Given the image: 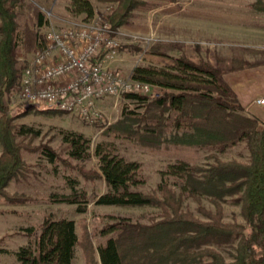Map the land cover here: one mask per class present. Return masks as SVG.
<instances>
[{"label": "trees", "instance_id": "trees-1", "mask_svg": "<svg viewBox=\"0 0 264 264\" xmlns=\"http://www.w3.org/2000/svg\"><path fill=\"white\" fill-rule=\"evenodd\" d=\"M107 1L115 3L106 16L113 30L125 23L131 11L141 3L140 0ZM23 5L24 0H0V198L9 203L29 200L22 194L11 195L5 188L25 167L22 150H35L16 139L13 116L3 101L5 90L20 82L16 69L19 50L16 17ZM253 6L264 11L262 1L257 0ZM71 7L76 13L93 14L89 0H72ZM36 19L37 26H41L39 14ZM42 40L43 35L28 26L25 28L23 45L26 48ZM233 62L235 68L251 65L244 60ZM223 74L210 62L193 61L185 55L175 59L172 70L135 67L131 77L161 89V94L149 101L140 94H124L140 102L143 110L125 112L106 133L154 147L163 142L167 128L171 127L176 133L181 131L188 135L190 143L220 151L245 140L249 150L247 162L215 157L212 163L200 166L178 160L159 172L160 182L155 192L143 193L136 189L145 183L139 162L120 155L109 141L96 143L91 152L90 139L82 133L61 131L68 158L77 161L97 158L98 170L87 171L88 176L102 179L106 191L94 197L95 204L151 205L161 212L160 219L146 225L131 223L125 218L110 224L102 233L115 235L108 236L105 243L95 249L84 247L85 264H132L138 260L141 264H202L206 258L211 264H264V121L242 113L243 105ZM27 106L23 107V113ZM28 131L21 126L18 133L24 135ZM41 153L52 163L58 161V155L46 146L41 147ZM62 162L67 164V160ZM75 185L76 180H70V193H52L48 201L75 204L77 211L83 212L88 197ZM203 194L209 197L214 210L204 208ZM233 195H238L241 203L244 225L222 219L221 202L225 196ZM184 196L197 203L204 219L183 209ZM26 231L29 236L33 235L32 229ZM233 236L238 237L235 253L231 261H226L210 243ZM78 243L73 219L48 214L40 232L28 244L19 247L15 257L18 264H72Z\"/></svg>", "mask_w": 264, "mask_h": 264}, {"label": "rangeland", "instance_id": "rangeland-1", "mask_svg": "<svg viewBox=\"0 0 264 264\" xmlns=\"http://www.w3.org/2000/svg\"><path fill=\"white\" fill-rule=\"evenodd\" d=\"M72 0H24L18 10V44L16 69L21 76L23 68L32 58L37 44L31 48L23 45L25 28H32L43 35L50 26H73L106 20L115 3L107 0H89L93 14L76 13L71 7ZM126 22L114 30L120 47L107 62L111 69L124 76H131L135 67H156L172 70L175 59L185 55L193 61H208L223 71V77L235 91L243 105L242 113L264 121V11L253 5L257 0H140ZM264 2V0H259ZM36 14L42 18L37 26ZM233 60H244L251 65L235 68ZM20 84L5 90L3 101L13 116V131L17 140L35 148L22 150L25 167L16 177L10 179L5 190L9 194H22L29 198L23 203H9L0 198V264H18L15 252L28 244L40 232L44 217L69 218L75 222L79 243L75 247L72 264H85L84 247L92 249L103 245L108 236L102 230L110 224L125 218L135 224H150L161 218L156 206L97 205L94 197L106 191L102 179L88 176L87 171L98 170L97 158L85 161L70 159L62 142L61 131L82 133L90 139V151L96 143L109 141L116 151L128 160L141 165L145 183L136 187L143 193H153L160 182L159 172L168 164L184 160L192 165H207L215 157L223 161L247 162L249 150L245 140L220 151L213 147H201L188 142L189 136L169 127L158 146H147L133 139L116 137L106 133L109 126L118 122L125 112H142L143 105L126 97H105L97 102L102 118L94 122L82 119L76 114L57 111L45 106L22 102L19 98ZM161 89L152 85L146 101L161 94ZM24 105L27 110L24 111ZM21 126L28 128L24 135L18 133ZM46 146L58 155L52 163L41 153ZM2 145L0 142V153ZM67 160V164L62 162ZM82 169V170H81ZM87 172V174H85ZM75 187L84 190L88 197L86 209L77 211V205L52 203V193L68 194L70 180ZM178 192L177 187L174 189ZM204 208L214 210L206 195H201ZM183 209L204 219L197 203L188 196L183 197ZM223 221L244 225L241 203L238 195L225 196L221 202ZM27 229L33 230L29 236ZM247 230L244 231L246 233ZM238 237L223 238L211 242L226 261L235 253ZM98 258L95 254V260ZM135 262V261H134ZM141 264L138 260L136 263ZM202 264H211L206 258Z\"/></svg>", "mask_w": 264, "mask_h": 264}, {"label": "built area", "instance_id": "built-area-1", "mask_svg": "<svg viewBox=\"0 0 264 264\" xmlns=\"http://www.w3.org/2000/svg\"><path fill=\"white\" fill-rule=\"evenodd\" d=\"M119 47L106 20L50 26L21 72L20 100L73 113L89 122L101 119L99 100L130 93L147 94L152 89L147 82L109 68L107 62Z\"/></svg>", "mask_w": 264, "mask_h": 264}]
</instances>
